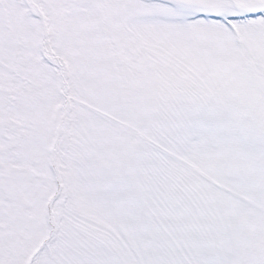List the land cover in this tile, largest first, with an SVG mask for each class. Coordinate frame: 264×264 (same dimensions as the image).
<instances>
[{"label":"snow or ice","instance_id":"obj_1","mask_svg":"<svg viewBox=\"0 0 264 264\" xmlns=\"http://www.w3.org/2000/svg\"><path fill=\"white\" fill-rule=\"evenodd\" d=\"M0 264H264V0H0Z\"/></svg>","mask_w":264,"mask_h":264}]
</instances>
